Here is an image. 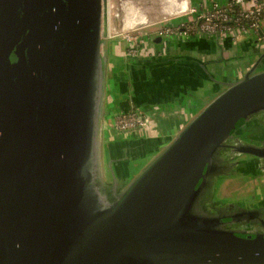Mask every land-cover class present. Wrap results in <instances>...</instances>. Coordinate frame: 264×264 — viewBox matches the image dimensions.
<instances>
[{
	"label": "water",
	"instance_id": "obj_1",
	"mask_svg": "<svg viewBox=\"0 0 264 264\" xmlns=\"http://www.w3.org/2000/svg\"><path fill=\"white\" fill-rule=\"evenodd\" d=\"M105 37L106 0H0V264H264V204H212L221 148L264 112V51L212 76L215 96L123 181L103 162Z\"/></svg>",
	"mask_w": 264,
	"mask_h": 264
},
{
	"label": "rangeland",
	"instance_id": "obj_2",
	"mask_svg": "<svg viewBox=\"0 0 264 264\" xmlns=\"http://www.w3.org/2000/svg\"><path fill=\"white\" fill-rule=\"evenodd\" d=\"M173 0H106V37H105V44L107 47V53L109 56V64H108V79H107V92H106V106L105 110L109 114H113L114 111L110 107L111 100L114 99L115 103H119L123 96L120 94L118 88H115L114 80L111 79V72L110 68L113 64L117 63L116 60L118 57L117 51L119 50L121 54L128 53V48H134L137 46L141 38L143 39L144 36L148 37L147 35L150 34L156 35L160 34H167V35H181L180 31L177 30L175 33H170L171 25L172 27H177V24L181 25L182 22L186 23L185 25L193 26V22L187 23L188 20H192L193 16L190 14V10H184L180 5V1L184 0H174L178 2V6L171 3ZM190 8V7H189ZM182 21V22H181ZM168 25V26H166ZM191 33V32H190ZM190 33H186L189 35ZM245 33V32H244ZM199 34V33H197ZM219 46L223 42L224 37H220L219 39ZM150 54V53H148ZM210 54V53H209ZM207 57V54H204ZM221 55L220 49L214 56H210V60H213L214 57L217 58ZM257 58L253 56L247 62H241V64L233 63L232 65H228L231 70H225V65L229 64L228 61L214 62L210 67L209 71L213 75L216 69H224L225 73L230 74L231 76H235L236 73L245 72L248 68H250ZM198 61V60H197ZM162 63V62H161ZM116 70H119L120 66H114ZM264 69V64L259 66V70ZM152 70L151 67H144L142 69V74L152 81V78L155 76L150 73ZM143 71L145 73H143ZM149 72V73H148ZM216 74V75H215ZM214 76L218 79L222 74L215 73ZM208 80V81H207ZM149 83V82H148ZM209 78L206 79L203 77L200 82L199 88H194L192 93L194 92V97L192 98L191 95H187L186 98L183 99V102L180 104H176L171 102L169 97L170 94H166L163 89L160 87L158 88H151L150 85H146L144 88H137L134 82H131V89L127 91L128 101H132L135 103H139L140 107L143 108H150L149 111L158 110L159 116L163 115V111L165 110H181V118H172L166 119L164 117L161 119L156 128L153 130H145L146 134H157L158 137H166L175 135L179 132L189 121L190 119L195 116L203 107L204 105L209 102L216 93V89H214V84ZM185 90V89H184ZM196 90V91H195ZM141 94V97L138 98L137 96ZM184 92V91H182ZM180 95V94H179ZM185 93H183V96ZM114 103V105H115ZM108 108V109H107ZM133 110V109H132ZM111 111V112H110ZM139 109H135L133 113L140 114L141 116L146 115L145 112H138ZM185 112V113H184ZM173 113V112H172ZM175 113V112H174ZM158 115V114H156ZM185 122L183 125L181 124V120ZM115 124V122H113ZM106 124H108V119ZM109 125V124H108ZM182 125V126H181ZM106 129L108 126L106 125ZM125 133V132H123ZM108 132H105L104 141L103 143H108L107 137ZM135 135H130V137H134ZM165 138L162 139L164 141ZM165 142V141H164ZM161 146V142L159 143ZM158 148L144 154L141 158L136 159L132 162L133 171L130 177L134 176L136 173L141 171L156 155V151ZM107 149L104 148L103 151V162H104V169L105 175L107 179L110 178V171L108 168V158L106 151ZM136 169V170H135ZM221 182V183H220ZM218 184L217 187V197L219 199L224 200L225 202L235 201L237 198H243L246 201L251 200L252 192H254L255 188L262 183L260 179H255L248 176H238L236 178H226L222 179ZM239 201V200H238Z\"/></svg>",
	"mask_w": 264,
	"mask_h": 264
},
{
	"label": "crops",
	"instance_id": "obj_3",
	"mask_svg": "<svg viewBox=\"0 0 264 264\" xmlns=\"http://www.w3.org/2000/svg\"><path fill=\"white\" fill-rule=\"evenodd\" d=\"M219 2L226 4L228 0H218ZM172 4L177 5V1H171ZM179 5L184 9H198V10H204L205 8H211V1L210 0H184L180 1ZM178 6V5H177ZM190 7V8H189ZM182 22V21H181ZM183 23V22H182ZM261 31H259V28L257 30H250L248 32H243L238 35V37L235 39L234 38V32H226L224 37V43L222 42L219 46V42L217 38L214 35L210 34H197L192 35V34H184L182 33L181 35H167V34H156V35H150L148 34L144 36V38L139 41L136 48H138L139 54L137 55L138 57H143V58H149L153 56L154 60H151L150 66H148L146 63L145 65L147 67H151L152 70H150V73L152 75H155L156 69L155 67L158 66V63H160L163 59H178L181 62L179 69L181 77V83L177 87L178 94L176 97H169L171 102H174L176 104H180L183 102V99L187 97V95L192 94V98L194 97L192 90L194 83H199V77L203 78L202 75H200V72L197 70L196 66H194V63L196 60L198 62L206 64L208 69L212 66L214 62L219 63V62H226L228 61L229 64L225 65V70L229 71L231 70L228 65H232L234 62L241 64V62H247L251 57L253 56L257 58L259 56V53L264 51V20L261 23ZM195 34V33H194ZM218 49H220L221 55H217L218 57L213 60H210V56L216 55L218 52ZM120 51L118 50V57L123 54L119 53ZM150 53V54H148ZM210 53V54H209ZM207 54V57L204 55ZM160 56V57H159ZM157 57L159 59H157ZM120 58V57H119ZM118 60V59H117ZM120 61V60H119ZM117 62L116 66L119 65L120 62ZM159 61V62H156ZM174 62V61H173ZM134 62L133 64H135ZM138 63V62H137ZM157 63V64H156ZM131 65L129 70V74H132L134 76L133 81H135L136 85H139V82H143V79L147 78L145 75H141V70H144L145 65L144 62L139 63L140 66L138 65ZM161 64V63H160ZM169 64V63H168ZM171 65V63L169 64ZM168 65V66H169ZM162 67L160 66L159 68L163 70V75L168 76L167 74L169 73V70L172 68L171 66L169 67ZM222 69V70H224ZM221 69H216L213 71L214 73H222ZM143 73H145L143 71ZM149 73V72H148ZM244 72L241 73H236V75L240 76ZM228 74V73H227ZM162 78V77H161ZM114 80V78H112ZM201 80V79H200ZM115 81V80H114ZM131 82L126 83V90H119L120 94L123 96V98L120 100L123 101L125 98L128 97L127 91L131 89ZM115 88H118V85L115 84ZM185 89V90H184ZM192 89V90H190ZM196 89V88H195ZM184 91V92H182ZM196 91V90H195ZM141 93V92H140ZM183 93L185 95L183 96ZM169 94V93H166ZM180 94V95H179ZM128 102V101H127ZM132 102V101H131ZM129 102V103H131ZM112 101L111 108L114 111L113 114H110L108 116V129L104 130V135L105 132H108L107 137V142L109 141H118L122 137H130V135H135L134 137H151V136H156L155 134H146L145 130H153L156 128L158 122L166 117V119H172L174 118H181V113H183L181 110H164L163 115L159 116V111L158 110H151L149 111L148 109L150 108H143L140 107V104L143 103V101H140L138 103V106L140 108L135 107V105L129 104V108H124V106H120V103H115ZM133 104V102H132ZM131 107V108H130ZM133 109V110H132ZM135 109H139L142 112L146 113V117L149 119V126L144 128V129H139L130 132L129 135H124L122 134L121 131H118L113 124L115 121V118L120 115V114H125L130 111H135ZM111 112V111H110ZM173 112V113H172ZM175 112V113H174ZM181 112V113H180ZM185 113V112H184ZM158 114V115H156ZM107 122V120H106ZM185 122L184 120H181V124ZM181 125V126H182ZM145 131V132H144Z\"/></svg>",
	"mask_w": 264,
	"mask_h": 264
},
{
	"label": "flooded vegetation",
	"instance_id": "obj_4",
	"mask_svg": "<svg viewBox=\"0 0 264 264\" xmlns=\"http://www.w3.org/2000/svg\"><path fill=\"white\" fill-rule=\"evenodd\" d=\"M138 54L139 52H137L136 54H132L128 52L125 55L123 54V56L120 55L119 56L120 58H117L118 60H116V62L120 60L118 66H120L121 68L119 70H116V68H114V66L118 63L116 64L114 63L113 66H111L110 78L111 79L114 78L115 80L114 84L116 83V85H118L119 90H126V83L129 81L135 83V81H133L134 79H132L134 78V76H132V74H129L130 72L128 70L134 62H136L135 64H138L139 62L141 63L144 62V64L146 63L148 66H150L149 64L151 60H154L153 56L149 58H143V57H138L137 56ZM157 59L159 58L157 57ZM161 62H163V64L167 63L165 64L166 67L171 63V65L169 66H171L172 68L169 70V73L167 74L168 76L164 75V77L161 78L160 74L163 73V70H161V73H158L156 71L155 78L153 77L152 81L150 82V79H147L148 77L146 79L144 77L143 84L147 86L150 85V87L154 89L160 87L161 89H163L165 93H169L170 96L174 98L178 94L177 87L182 82L181 81L182 75H180L179 69H177L178 67H180L179 65H181V62L178 59H176V57L175 59L173 58L167 60L163 59ZM193 63L198 71L200 69L203 72V77L205 79L207 77L211 80V82H213L212 85L215 84L213 79H211L213 77L215 78V76L210 75L206 72L204 73V71L202 70L203 68L202 63L198 62L197 60ZM222 73H218L223 75L218 78L220 80L229 81L231 78L234 79L235 77L238 76V75L231 76L230 74H227L224 71ZM141 75L143 76L142 72ZM224 77H226L227 79H224ZM200 79L202 78L199 77V83L198 82L194 83L193 85L194 88L200 87V82H201ZM136 87L138 88L137 85ZM141 94L142 93H140V95L137 97L140 98ZM127 101H128L127 98H125L123 101H121V103L119 102L121 104L120 106H124V108H129L128 106L129 104L135 106L138 105V103L133 102V100H132L133 104L131 101L128 102ZM150 138H157V139H155L154 141V140H148L145 137H140V136L122 137L118 140L119 142L117 141V143L114 144V146L107 145L106 148L107 150H105L106 154L108 155L107 158L109 161L112 158L113 162L115 164L117 162V164L120 166L119 169L120 173L125 177L122 178L123 181L126 179L128 173L131 171L130 169H132L130 167L131 160L133 161V158H138V159L141 158L143 156L144 150H147L149 152L152 151L153 148L155 149L157 145H159V143H157V140H160L159 139L160 137H158L157 134L156 136H151ZM249 145L257 149L260 155H255L241 151L244 148H246V146ZM218 155L221 165L220 170H226L227 173L220 175L217 179L212 204L216 205L219 203H229L219 199V197L216 196L218 184L222 179L224 180L226 178H236L238 176H248V177L250 176L255 179L256 178L260 179L262 183L258 185L257 188L254 189L255 191L252 192L251 195L252 198L250 201H246L241 197L237 198L235 201L238 200L245 201L248 206H255L256 204L263 205L264 204V112L254 114L248 119L239 121L236 125V129L231 131L230 137H228V139L226 140V145L223 148H221ZM230 202H234V201H230Z\"/></svg>",
	"mask_w": 264,
	"mask_h": 264
},
{
	"label": "built area",
	"instance_id": "obj_5",
	"mask_svg": "<svg viewBox=\"0 0 264 264\" xmlns=\"http://www.w3.org/2000/svg\"><path fill=\"white\" fill-rule=\"evenodd\" d=\"M210 1L211 8L190 9L189 13L194 16L187 23L193 22V26L185 25L186 23L183 22L177 27H171L170 33L179 30L181 34L190 32L210 34L219 41L226 32H234L236 39L240 33L257 30L264 20V0H228L226 4L218 0ZM128 52L136 54L138 48L131 47ZM148 123V117L130 111L118 115L114 125L118 131L130 133L146 128Z\"/></svg>",
	"mask_w": 264,
	"mask_h": 264
},
{
	"label": "trees",
	"instance_id": "obj_6",
	"mask_svg": "<svg viewBox=\"0 0 264 264\" xmlns=\"http://www.w3.org/2000/svg\"><path fill=\"white\" fill-rule=\"evenodd\" d=\"M177 25H179V23L177 24ZM166 26H168V25H166ZM168 27H172L171 25H169ZM195 33V34H194ZM190 34H192V35H196V32H192V33H190ZM134 59H136V58H134ZM139 63H141V62H139ZM136 64V65H140V64ZM161 63V62H160ZM160 63H158L159 65L157 66V67H155V69H156V71L158 72V73H161V69L159 68L160 66H162V67H164L165 66V64H167V63H165V64H163V62L160 64ZM145 64H142V66H144ZM146 66V65H145ZM202 70L204 71V69L202 68ZM199 72H200V74L203 76V72L199 69ZM164 73V72H163ZM163 73L162 74H160V76L161 77H164V75H163ZM204 73H205V71H204ZM155 76V75H154ZM138 86V88H144L146 85L145 84H143V82L141 81V83L139 82V85H137Z\"/></svg>",
	"mask_w": 264,
	"mask_h": 264
}]
</instances>
